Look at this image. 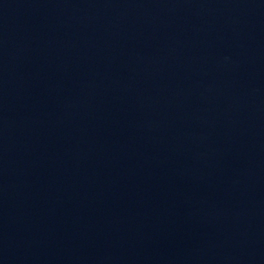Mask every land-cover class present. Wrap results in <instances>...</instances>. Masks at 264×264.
<instances>
[{
	"label": "water",
	"instance_id": "95a60500",
	"mask_svg": "<svg viewBox=\"0 0 264 264\" xmlns=\"http://www.w3.org/2000/svg\"><path fill=\"white\" fill-rule=\"evenodd\" d=\"M0 264H264V0H0Z\"/></svg>",
	"mask_w": 264,
	"mask_h": 264
}]
</instances>
